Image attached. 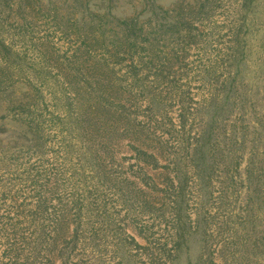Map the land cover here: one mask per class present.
Listing matches in <instances>:
<instances>
[{
	"label": "rangeland",
	"instance_id": "obj_1",
	"mask_svg": "<svg viewBox=\"0 0 264 264\" xmlns=\"http://www.w3.org/2000/svg\"><path fill=\"white\" fill-rule=\"evenodd\" d=\"M0 264H264V0H0Z\"/></svg>",
	"mask_w": 264,
	"mask_h": 264
}]
</instances>
